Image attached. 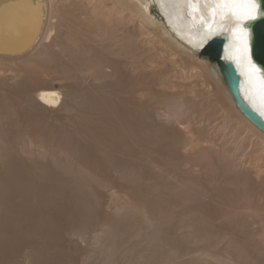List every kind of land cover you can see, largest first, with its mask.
I'll use <instances>...</instances> for the list:
<instances>
[{"label": "rangeland", "instance_id": "374dc122", "mask_svg": "<svg viewBox=\"0 0 264 264\" xmlns=\"http://www.w3.org/2000/svg\"><path fill=\"white\" fill-rule=\"evenodd\" d=\"M70 1L63 9L72 4L71 15L90 12L86 0ZM111 2L106 0V6ZM67 16L59 18L55 40L77 50L66 34ZM113 18L111 25L120 29L123 24ZM99 20L89 23L97 32L105 26ZM128 26L131 32L128 28L127 32L134 34ZM108 29L106 37L111 34ZM118 29L114 34L121 39ZM140 40L126 36L131 52L138 47L136 52L141 53L140 72L131 71L122 57L111 53L113 59L117 56L114 62L124 67H118L120 81L112 69H100L98 76L104 75L92 78L95 83L87 80V72L77 76L90 55L81 48L77 58L69 55L73 49L67 51L65 61L72 60L71 64L59 74L25 76L30 85L25 92L0 90V159H4L0 160V264H264V176L257 178L242 164L248 153L263 154V143L233 114L219 109L216 92L221 82L216 77L209 80L213 70L208 55H191L200 68L182 80L185 55L168 47L164 37L144 45ZM18 63L33 65L25 59ZM4 68L0 81L14 87V72ZM95 68L99 71L98 65ZM138 73L160 95L169 96V81L186 85L170 89L174 93L191 88L202 93L199 101L206 110L198 119L208 116L209 120L194 123L190 128L194 135L173 126L179 137H169V121L146 105L144 112L151 114L136 127L140 132L136 137H127L129 148L114 146L111 137H100L87 121L93 112L92 97L100 103L125 95L133 81L128 75ZM40 85L62 92L57 108L39 105L35 91ZM192 95L184 97L192 102ZM103 128L105 123L99 120L95 129ZM259 164L264 173L263 158ZM243 174L249 183L237 176ZM223 189L236 192L232 203L220 196Z\"/></svg>", "mask_w": 264, "mask_h": 264}, {"label": "bare ground", "instance_id": "6f19581e", "mask_svg": "<svg viewBox=\"0 0 264 264\" xmlns=\"http://www.w3.org/2000/svg\"><path fill=\"white\" fill-rule=\"evenodd\" d=\"M242 1L244 0H112V5L110 3L108 4L110 6H106V0H86V4L90 6L87 12H90L85 13L86 11H83L85 15L83 13H80L79 16H73L71 15L70 11L72 4H69V9H63V7L65 8V6L63 5L66 4L64 2H71L70 0H0V69L6 67V69L14 72V75L11 76V78L16 81L15 86L12 87V85L10 86L7 85L6 82H3L2 79L0 81V90H15L17 92H25L29 89L30 86L26 80L28 76H32L35 73L44 76H51V74L54 72L55 74H59V72H61L66 67H68L69 64H71L72 60L70 62L69 60L68 62L65 61V58L68 57L67 51L69 52L70 49H73L70 52L71 54L69 53V55H71L72 57H76L75 55L78 54L77 52L81 50V48L87 49L92 56H90L88 53L89 56L87 58L84 56L86 53H81V55L84 54V58H87V62L86 64L85 61L83 62L85 68L81 70V72H78L77 76L80 73L87 72L86 78H88L87 80L89 81L90 77L91 81L89 82H92V78L97 79L98 77L104 75L102 74L101 76H98V73L101 71L100 69H112V74L118 76L117 80H119L122 75L120 76L121 70H118V67H121L122 65L119 66L116 64L117 61L115 60L117 56L115 59L110 57L112 56L111 53L113 51H115V54H117L118 57L120 56L123 58H120L122 59L123 63L125 62L127 63V65H129V67H132L131 71L133 70V68L134 70L138 71V67H141L143 65V62H141V64L139 61L141 53L136 52L138 47L133 52H131L128 45H126L127 35L129 37L140 38V45H144L146 43H150L153 40H157L158 37H164L166 40L164 43H167L168 47L170 45V47L174 49L176 53L185 55L187 57V61H185L184 66H181V79L186 80L193 76V71L196 72V70H199L200 68L199 63L193 60L192 56H197L201 52H203L205 47L211 40L221 38L222 35H225L227 38L225 41L226 43L223 44V53L221 56L222 60L230 61L231 63H233L236 71L239 73V91L243 101L264 119V77L257 65L252 63L249 59V36L248 30L244 27V22L249 19L248 13L251 10V5L246 2L245 5L242 6ZM80 6L82 7L83 5ZM83 10L85 9L83 8ZM77 14L78 13H76V15ZM61 15H68L66 20L68 24L66 25V34L71 43L74 44V46L76 45V49L78 51L75 50V48H71L70 46H68L67 43V45H65L61 41L58 42L55 40V37H58L56 33V26ZM81 15L84 16L83 19L80 18ZM113 17H115V23L118 20L117 23H119L120 25L123 24L121 25L122 27H120V29L111 25V20L112 23H114ZM99 18H102V20H99L101 21L100 24H104L105 26L104 28H101V31L97 32L96 30H93L92 27H90L89 23L91 24L95 19ZM60 21H62V19ZM63 21H65V19H63ZM127 24H131L130 27L135 29L133 31L134 34H129L127 32V28L131 32V29H129V26L127 27ZM101 27H103V25H101ZM108 28H110L111 34H109L110 36L108 35V37H106L105 34L107 33H105L104 31ZM115 28L118 29V32L121 31L120 33L123 38H118L119 40L116 38L114 34L116 33ZM94 47L99 48V50H101L102 52L98 53V50L94 49ZM206 55L209 56V54ZM22 59H25L27 63H32L33 65L20 66L22 65V63L16 64L17 60L21 61ZM81 60L80 62L82 64ZM74 62L75 61H73V63ZM77 62L79 63V60ZM97 65L99 66V71L94 70L96 69L95 67ZM210 66L213 72L209 74V80H213L214 77H216V79L221 82V87L216 92L218 102L217 104L219 106V109H225L224 113H228L229 115L230 113L233 114V116H235L242 124H244L249 131L256 135L263 143L262 145H264V134L262 133V131L241 113L235 103V100L229 93L222 77L220 76L216 64L212 62ZM79 69L80 68H78L77 71H80ZM122 70H124V67ZM131 71L129 70L130 73H132ZM255 75L257 76V78H259V83L254 86L252 83V77ZM25 76L26 78H24ZM128 76H132L131 78L133 79V81L131 89L128 93H124L125 95L118 94L116 98H114L113 95L112 98H104L100 103H98L99 101L97 102L94 97H92V100L90 99L93 112H91L87 118L88 125H90L89 128L100 137H111V139H113L112 144L114 146L123 145L122 147H124V145H130V139H128L127 137H136L137 133H140L139 130H137L138 132L136 131V127L139 124L143 123V121H145L143 119H145V116H147L149 113L144 112V110H146L147 108H144L142 106L146 107L147 105L149 107H154L153 114H155L157 117H161L169 121V137H179L180 133L178 134V131L173 126H181L186 133L192 132V134L194 135L193 129H190L192 128L191 126L194 123L204 124V121L209 120L208 116H205V118L202 120L198 119V117L205 115L206 108L203 107L202 101H199V97H201V95L203 94H199L196 90H193V88L184 92L178 93L177 91V93H174L170 89H177L186 85L183 83L177 85V83L175 84L169 81V96L165 95L167 92H165L164 95H160L161 91H159L160 93H158L156 90H153L154 88H152V86L149 85L148 82H145L144 75L138 73L135 77H133V74ZM18 77H20V80L16 79ZM91 84L92 86H94L93 83H90V85ZM97 86H95L94 88H97ZM37 87L38 89H36L35 91V99L40 103H38L39 105L44 106V108L46 107L51 109L57 108L61 104L62 92L60 90L48 85H40ZM30 91L31 90H29V92ZM166 91H168V89ZM26 93H28V91ZM188 93L193 94L192 102L184 97V94ZM253 93H256L255 96L259 98V100L253 96ZM2 94H0V96ZM260 95H262V99H260ZM8 96V98H10V94H8ZM160 96H164L163 99ZM141 97H144V99L141 100ZM12 99L14 100L13 97ZM196 99H198V101H195ZM80 119L81 121H83L82 117ZM99 120L104 121L105 128L97 131L95 128ZM148 123L147 125H150ZM19 124L22 125L21 123ZM18 131L20 130L18 129ZM35 131L37 130L35 129ZM145 131L146 130L142 132ZM35 133L37 134V132ZM184 137L189 136L186 135ZM127 148H129V146H127ZM257 151L259 152V150ZM261 151L263 152V154L257 155L255 153L256 156L252 157L249 156L248 153L247 156L244 157L245 159L242 160V164L245 166V168L248 171L250 170L257 178L264 176V173L261 172V165L259 164V159H264V150ZM96 159L97 158H95L94 160ZM104 167H106V165H104ZM93 171L95 172V170ZM237 176L239 177V179L242 178L243 181L249 183L248 177L246 175L243 174L241 177L240 175ZM21 177L23 178V176ZM221 192L222 193L220 194V196L229 203H232L235 196L237 195L234 190L229 189H223L221 190ZM17 213L19 214L20 212ZM7 227L9 228V226Z\"/></svg>", "mask_w": 264, "mask_h": 264}, {"label": "water", "instance_id": "95a60500", "mask_svg": "<svg viewBox=\"0 0 264 264\" xmlns=\"http://www.w3.org/2000/svg\"><path fill=\"white\" fill-rule=\"evenodd\" d=\"M242 3H246V1L244 0ZM257 4L259 9L256 18L248 19L244 22V27L248 30L249 36V59L257 65L264 77V0H257ZM226 38L225 35H222L221 38L211 40L203 53L209 54L211 61L216 64L220 76L241 113L264 134V119L245 103L240 95L239 73L233 63L222 60L223 44Z\"/></svg>", "mask_w": 264, "mask_h": 264}, {"label": "snow or ice", "instance_id": "6c2138e0", "mask_svg": "<svg viewBox=\"0 0 264 264\" xmlns=\"http://www.w3.org/2000/svg\"><path fill=\"white\" fill-rule=\"evenodd\" d=\"M248 4L251 5V10L248 13L249 19H255L258 14L259 5L257 4V0H246Z\"/></svg>", "mask_w": 264, "mask_h": 264}, {"label": "clouds", "instance_id": "9594fccd", "mask_svg": "<svg viewBox=\"0 0 264 264\" xmlns=\"http://www.w3.org/2000/svg\"><path fill=\"white\" fill-rule=\"evenodd\" d=\"M242 2H243V1H242ZM241 5L244 6L245 3H242ZM243 9H244V8H243ZM225 43H226V42H225ZM252 79H253V81H252V80H251V81H252V83H253L254 86L257 85V84L259 83V78H257L256 75L253 76ZM255 94H256V93H253V96H254L256 99L259 100V98H257V97L255 96ZM261 97H262V95H260V99H262Z\"/></svg>", "mask_w": 264, "mask_h": 264}]
</instances>
